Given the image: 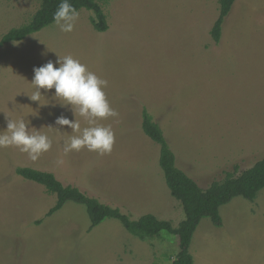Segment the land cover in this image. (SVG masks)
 Returning <instances> with one entry per match:
<instances>
[{
  "label": "rangeland",
  "instance_id": "rangeland-1",
  "mask_svg": "<svg viewBox=\"0 0 264 264\" xmlns=\"http://www.w3.org/2000/svg\"><path fill=\"white\" fill-rule=\"evenodd\" d=\"M96 1L107 16L105 32L94 28V12L81 8L71 33L53 23L0 48V132L9 117H23L29 131L52 141L36 161L14 146L0 148V264L173 263L175 236L143 241L116 219L90 231L86 207L74 202L48 215L56 195L16 173L17 167L51 172L133 220L151 213L177 226L185 214L166 184L160 145L143 130L144 109L178 167L204 189L235 166L239 175L264 158V0H236L219 43L210 32L219 0ZM39 6L40 0H0V39ZM58 54L72 55L109 82L105 92L119 113L101 121L115 132L110 154H64V141L75 133L55 121H74L71 105L62 106L54 88L41 89L44 106L27 95L34 68L55 63ZM220 212L221 226L204 218L195 231L194 264H264V189L254 201L236 197Z\"/></svg>",
  "mask_w": 264,
  "mask_h": 264
},
{
  "label": "trees",
  "instance_id": "trees-1",
  "mask_svg": "<svg viewBox=\"0 0 264 264\" xmlns=\"http://www.w3.org/2000/svg\"><path fill=\"white\" fill-rule=\"evenodd\" d=\"M236 0H219L221 5L219 18L215 21L211 35L219 43L222 35L224 18L229 14ZM78 11L86 8L94 12L92 23L99 32L108 30L107 16L103 6L96 0H69ZM61 0H40V6L32 18L25 24L10 29L0 39V48L8 42L24 40L53 24V15ZM143 130L155 143L160 145V165L171 195L179 200L184 211V219L175 226L171 221L161 220L151 213L144 214L137 220L131 219L119 208H113L90 197L79 188L65 186L51 172L40 171L31 167H17L16 173L26 180L43 185L47 192L56 195V203L48 215L61 210L67 202L82 204L90 218L89 230L100 225L106 219L119 220L125 229L140 240L165 238L178 239L179 250L172 264H194L191 245L195 231L204 218H210L215 226L222 225L220 209L236 197L254 201L264 189V158L237 175L238 167L226 171L225 177L213 181L207 188H202L196 180L177 165L176 155L166 139L163 130L146 109L143 111ZM41 222V221H39ZM168 235H164V234ZM168 240V239H167Z\"/></svg>",
  "mask_w": 264,
  "mask_h": 264
},
{
  "label": "clouds",
  "instance_id": "clouds-1",
  "mask_svg": "<svg viewBox=\"0 0 264 264\" xmlns=\"http://www.w3.org/2000/svg\"><path fill=\"white\" fill-rule=\"evenodd\" d=\"M78 19L79 12L69 0H61L53 15L54 25L63 33H71ZM56 64H59V67H56ZM31 84L34 91L27 95L32 101H38L41 106L47 105L41 104V89L51 91L53 88L54 96L62 106L71 105L75 120L60 116L55 121L59 126H69L75 133L64 141V154L82 149L96 152L101 156L112 152L115 132L111 125L105 126L101 121L118 118L119 113L107 98L105 89L109 82L106 79L90 71L86 64L72 55L58 54L55 63L49 61L34 68ZM77 114L84 119L87 126L81 128L80 121L76 118ZM29 123L30 121L23 117L19 119L9 117L7 129L0 132V148L14 146L36 161L42 153L51 149L52 141L46 134L29 131ZM57 163L62 164L63 160L59 159Z\"/></svg>",
  "mask_w": 264,
  "mask_h": 264
},
{
  "label": "crops",
  "instance_id": "crops-1",
  "mask_svg": "<svg viewBox=\"0 0 264 264\" xmlns=\"http://www.w3.org/2000/svg\"><path fill=\"white\" fill-rule=\"evenodd\" d=\"M213 224V223H212Z\"/></svg>",
  "mask_w": 264,
  "mask_h": 264
}]
</instances>
